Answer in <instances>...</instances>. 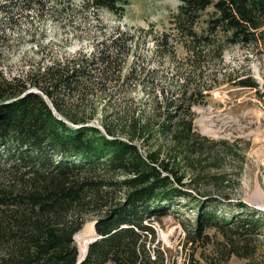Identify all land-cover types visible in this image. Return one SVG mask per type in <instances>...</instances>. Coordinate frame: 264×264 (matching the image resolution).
I'll use <instances>...</instances> for the list:
<instances>
[{
	"label": "trees",
	"instance_id": "trees-1",
	"mask_svg": "<svg viewBox=\"0 0 264 264\" xmlns=\"http://www.w3.org/2000/svg\"><path fill=\"white\" fill-rule=\"evenodd\" d=\"M73 1L0 0L8 17L0 25L15 21L8 12L30 11L33 4L44 12L60 7L69 18ZM177 1L168 31L118 25L102 31L90 53L54 60L23 77L0 75V264H168L155 222L180 207L195 210L194 220L181 219L189 240L203 238L207 228L221 233L211 264L233 257L264 264V214L244 201L190 189L228 156L244 159L237 142L196 130L194 107L223 83L260 92L249 69L229 72L224 55L232 46L264 53V0ZM130 3L81 0L76 10L121 19ZM211 8L212 17L203 20ZM164 60L174 63L172 73H158ZM115 87L140 88L147 99L149 110L130 117L127 139L91 125L81 111L106 103ZM152 139L160 143L144 155L135 140ZM88 220L97 239L78 263L75 239Z\"/></svg>",
	"mask_w": 264,
	"mask_h": 264
},
{
	"label": "rangeland",
	"instance_id": "rangeland-1",
	"mask_svg": "<svg viewBox=\"0 0 264 264\" xmlns=\"http://www.w3.org/2000/svg\"><path fill=\"white\" fill-rule=\"evenodd\" d=\"M130 2L121 19L108 11L97 13L92 8L80 13L76 8L81 5V0L72 2L75 11L69 18L61 15L60 7L44 12L37 4H33L30 11L23 9L8 12L9 15L14 14L15 21H6L0 25V75L9 79L23 77L30 70L54 60L90 53L93 45L101 40L102 31L109 33L118 25L130 32L146 29L150 25H154L155 31L160 33L168 31L170 19L177 13L179 6L177 0ZM213 13L214 9H209L203 20L212 17ZM7 18L3 12L0 13V20ZM224 58L229 72L240 74L244 69H249L260 84V92L223 83L204 104L194 107L195 126L201 135L210 139L237 142V148L243 150L244 159L241 161L236 159L237 156H228L221 167L211 169L209 177L206 175L190 189L193 193L215 196L221 201H244L251 209L264 214V53L232 46L226 50ZM163 63L158 73H172L170 69L174 63L167 60ZM151 64L157 67L158 61L153 58ZM107 96L109 98L104 99L106 103L94 102L93 110L81 106V111L92 118L89 121L91 125L102 131L108 126L117 136L127 139V124L133 113L149 110L145 92L140 88L133 90L129 87L120 91L115 87L107 91ZM135 143L145 155L156 150L160 142L152 139L146 144L140 140H135ZM224 175L226 177L221 178ZM186 178L188 183L191 179L188 172ZM191 208L180 207L177 209L180 213L172 209L168 215L155 222L168 264H211L216 259L215 247L223 241L216 228L203 230V238H196V241L187 237L188 231L181 219H195V210ZM229 212L225 208L223 215ZM92 221L88 220L87 223ZM95 235L92 236L90 229L85 227L76 235L81 256H85L88 246L82 245V242L87 239L91 242L96 238ZM260 252L259 259L264 261V242ZM246 262L233 257L226 264Z\"/></svg>",
	"mask_w": 264,
	"mask_h": 264
},
{
	"label": "bare ground",
	"instance_id": "bare-ground-1",
	"mask_svg": "<svg viewBox=\"0 0 264 264\" xmlns=\"http://www.w3.org/2000/svg\"><path fill=\"white\" fill-rule=\"evenodd\" d=\"M94 225H95V222L94 221L89 222V223H87L85 225V229H87V228L90 229V231L92 233V236H94L96 234ZM95 236H97V235H95ZM89 243H90V239H87L85 242H82V245H88ZM83 252H84V250H83ZM83 252H82V254H83Z\"/></svg>",
	"mask_w": 264,
	"mask_h": 264
},
{
	"label": "water",
	"instance_id": "water-1",
	"mask_svg": "<svg viewBox=\"0 0 264 264\" xmlns=\"http://www.w3.org/2000/svg\"><path fill=\"white\" fill-rule=\"evenodd\" d=\"M96 239H97V237L94 240H96ZM94 240H92V241H94ZM86 252H87V250H86ZM85 256H86V254H85ZM85 256H81V254L79 253L78 263H81L84 260Z\"/></svg>",
	"mask_w": 264,
	"mask_h": 264
}]
</instances>
